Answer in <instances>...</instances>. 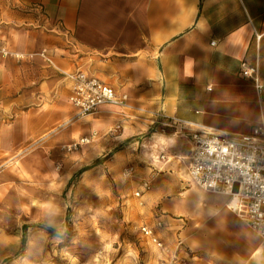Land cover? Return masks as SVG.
I'll return each mask as SVG.
<instances>
[{"label": "crops", "instance_id": "1", "mask_svg": "<svg viewBox=\"0 0 264 264\" xmlns=\"http://www.w3.org/2000/svg\"><path fill=\"white\" fill-rule=\"evenodd\" d=\"M2 50L22 55V65ZM42 50L51 64L39 58ZM243 63L258 69L264 86V0H0V165L44 139L15 172H0V203L37 196L41 206L54 205L59 148L96 134L64 158L124 143L118 157L129 159L136 181L154 179L142 193L146 211L159 206L160 221L181 218L178 237L194 264H264V244L232 198L184 190L179 180L187 177L193 132L238 137L264 125V92L241 78ZM77 72L126 96L129 108L102 106L75 119L64 76ZM174 124L186 127L185 138L172 135ZM168 192L174 197L164 202Z\"/></svg>", "mask_w": 264, "mask_h": 264}, {"label": "rangeland", "instance_id": "2", "mask_svg": "<svg viewBox=\"0 0 264 264\" xmlns=\"http://www.w3.org/2000/svg\"><path fill=\"white\" fill-rule=\"evenodd\" d=\"M5 56L18 60L20 65V61H24L19 54L7 53ZM39 58L51 64L47 50H42ZM73 75L64 77L71 82ZM126 104L121 109L129 108L127 98ZM74 113L76 119L96 116L99 111L89 116H80L76 110ZM172 128L173 136L186 137L187 129ZM95 137L93 134L88 143L75 150H69V146L82 138L59 148L55 165L59 177L50 190V193L56 192V198L49 202L54 205L41 206L37 196L36 203L15 197L0 203V264H194L191 249L178 237L184 228V223L178 221L181 218L171 216V220L160 221L159 206L146 211L142 193L150 191L154 179L151 176L149 181H136L129 159L118 157V150L124 143L110 151L104 150L99 156L90 153L85 159L64 158V154L91 146ZM43 140L26 142L8 154L0 165V172H15L24 159L42 148ZM184 145L186 149L188 146ZM26 177L32 179L33 176ZM179 180L184 190L195 186L188 172L187 177ZM22 194L32 197L27 191ZM172 197L173 194L168 192L164 202ZM168 220L173 229H169ZM24 227L25 242L22 244ZM153 239L162 248L154 244Z\"/></svg>", "mask_w": 264, "mask_h": 264}, {"label": "built area", "instance_id": "3", "mask_svg": "<svg viewBox=\"0 0 264 264\" xmlns=\"http://www.w3.org/2000/svg\"><path fill=\"white\" fill-rule=\"evenodd\" d=\"M1 53L7 55L3 50ZM258 74L256 67L241 64V78L264 92ZM71 82L69 101L80 116L94 115L102 106L127 105L126 96H118L111 86L82 72L74 74ZM175 126L186 130L182 124ZM86 143L88 138H82L69 150ZM189 154L188 175L193 184L210 194L236 198L237 210L242 212L248 228L264 243V125L238 137L205 129L195 131ZM143 232L148 235L145 229ZM152 242L162 248L155 239Z\"/></svg>", "mask_w": 264, "mask_h": 264}, {"label": "bare ground", "instance_id": "4", "mask_svg": "<svg viewBox=\"0 0 264 264\" xmlns=\"http://www.w3.org/2000/svg\"><path fill=\"white\" fill-rule=\"evenodd\" d=\"M189 157H190V154H189ZM232 199H233V202L230 204V206L233 210H235L237 208L236 198H232Z\"/></svg>", "mask_w": 264, "mask_h": 264}, {"label": "trees", "instance_id": "5", "mask_svg": "<svg viewBox=\"0 0 264 264\" xmlns=\"http://www.w3.org/2000/svg\"><path fill=\"white\" fill-rule=\"evenodd\" d=\"M25 229H26V227L23 228L24 234H23V236H22V244H24V242H25ZM18 254H19V253H18ZM18 254H17V255H18Z\"/></svg>", "mask_w": 264, "mask_h": 264}]
</instances>
